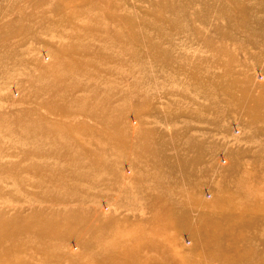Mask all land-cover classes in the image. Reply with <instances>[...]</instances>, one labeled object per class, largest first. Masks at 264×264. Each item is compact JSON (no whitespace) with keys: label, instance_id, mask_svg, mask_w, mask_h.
Segmentation results:
<instances>
[{"label":"rangeland","instance_id":"374dc122","mask_svg":"<svg viewBox=\"0 0 264 264\" xmlns=\"http://www.w3.org/2000/svg\"><path fill=\"white\" fill-rule=\"evenodd\" d=\"M0 264H264V0H0Z\"/></svg>","mask_w":264,"mask_h":264}]
</instances>
